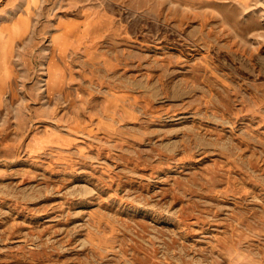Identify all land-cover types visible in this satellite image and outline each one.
Masks as SVG:
<instances>
[{
    "label": "rangeland",
    "instance_id": "1",
    "mask_svg": "<svg viewBox=\"0 0 264 264\" xmlns=\"http://www.w3.org/2000/svg\"><path fill=\"white\" fill-rule=\"evenodd\" d=\"M0 264H264V0H0Z\"/></svg>",
    "mask_w": 264,
    "mask_h": 264
},
{
    "label": "bare ground",
    "instance_id": "2",
    "mask_svg": "<svg viewBox=\"0 0 264 264\" xmlns=\"http://www.w3.org/2000/svg\"><path fill=\"white\" fill-rule=\"evenodd\" d=\"M6 67V66H5Z\"/></svg>",
    "mask_w": 264,
    "mask_h": 264
}]
</instances>
